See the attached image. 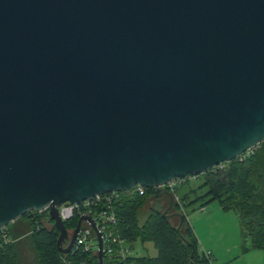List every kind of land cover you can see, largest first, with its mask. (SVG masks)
<instances>
[{
	"label": "water",
	"instance_id": "95a60500",
	"mask_svg": "<svg viewBox=\"0 0 264 264\" xmlns=\"http://www.w3.org/2000/svg\"><path fill=\"white\" fill-rule=\"evenodd\" d=\"M264 141V0H0V228Z\"/></svg>",
	"mask_w": 264,
	"mask_h": 264
},
{
	"label": "trees",
	"instance_id": "16d2710c",
	"mask_svg": "<svg viewBox=\"0 0 264 264\" xmlns=\"http://www.w3.org/2000/svg\"><path fill=\"white\" fill-rule=\"evenodd\" d=\"M197 179H200L198 184H193L184 193H177L179 187L175 190L179 203L171 193V206L168 200L157 199L141 222L138 218L140 210L155 198L154 189L147 188L143 195L131 191L119 193L116 213L121 235L132 247L133 242L139 240L152 243L156 249L153 256H132L129 260L134 264H208L182 210L197 202L203 207L205 202L212 200H217L222 209L237 214L241 234L249 238V244H243V250H264V141L244 157L223 163L222 168L212 167L190 177L184 184ZM77 221L78 216H74L64 222L70 236ZM46 222L48 214L44 210L28 211L7 224L3 230L13 241L4 243L0 233V264H21L20 248L24 244L33 251L36 264H64L56 245L58 230ZM76 261L74 258L73 262Z\"/></svg>",
	"mask_w": 264,
	"mask_h": 264
},
{
	"label": "built area",
	"instance_id": "2783aa9c",
	"mask_svg": "<svg viewBox=\"0 0 264 264\" xmlns=\"http://www.w3.org/2000/svg\"><path fill=\"white\" fill-rule=\"evenodd\" d=\"M253 148L254 147L250 148L239 157H244V155L251 153ZM214 167L222 168L223 163ZM194 176L196 175L174 178L161 187L165 191L171 193L176 202L179 203L175 190L184 184L187 179ZM146 189V187L136 184L128 191L97 193L82 201L74 203L66 201L57 207L58 216L63 222L70 220L74 216H78V219L81 216H88L91 218L101 237L102 264H134L133 261L129 260L133 256V248L127 239L121 235L118 228L116 202L120 198V192L131 191L143 195ZM49 221L48 217V222L46 223L48 225H53V222ZM80 227L70 250L67 253H62L61 259L63 263L74 264L75 262H73V259L77 258L75 264H99L98 240L91 222L87 219H82ZM3 228L4 227L0 228L2 241L4 243L12 242L13 239L5 233ZM74 228L71 229V234ZM203 253L208 260V264H212L214 261L213 255L205 251H203Z\"/></svg>",
	"mask_w": 264,
	"mask_h": 264
},
{
	"label": "crops",
	"instance_id": "0c3cea01",
	"mask_svg": "<svg viewBox=\"0 0 264 264\" xmlns=\"http://www.w3.org/2000/svg\"><path fill=\"white\" fill-rule=\"evenodd\" d=\"M221 210H223L221 206L212 205L210 209L203 206L199 209V213L194 220L191 221L190 217L186 216V220L196 236L198 245L200 244L202 247V249L199 248V251L211 253L215 261H213L212 264H264V250L254 248L243 250L242 247L241 249L239 248V242H237V240L236 242H231L232 245H230V243L224 239L225 233L223 228H218L215 225L218 223L215 216L217 214H223L222 212L224 210ZM238 223L234 221L235 227L230 230L234 238H239ZM202 224L208 225L209 227L207 238H202L200 233L201 229L199 227Z\"/></svg>",
	"mask_w": 264,
	"mask_h": 264
},
{
	"label": "rangeland",
	"instance_id": "374dc122",
	"mask_svg": "<svg viewBox=\"0 0 264 264\" xmlns=\"http://www.w3.org/2000/svg\"><path fill=\"white\" fill-rule=\"evenodd\" d=\"M200 179L194 180L193 182L189 181L183 185H181L176 191L177 193L180 195L182 193H184L186 190H188L189 187H191L193 184H198ZM198 194L202 192V189L199 191H197ZM176 193V195L178 196V194ZM192 197V195H191ZM151 203V204H150ZM154 204V202H149L144 204V206L142 207V209L140 210L139 213V222L143 221L146 217V215L149 213V208L150 206H152ZM212 205H216V206H220L219 203L217 202V200H212L209 202H205V205L207 209H210V207ZM201 207L199 206V203L197 202L196 204H194L191 207L188 208H184L182 211L185 213L186 216L190 217V220H194V218L196 217V215H198L199 213V209ZM224 210V209H223ZM221 210V211H223ZM208 211V210H207ZM220 211V210H219ZM219 213V212H217ZM223 214H217L215 217L217 218L216 221H218L216 225V227H221L223 228V231L225 233L224 239L230 243V245H232L231 242L237 240V242H239V248L241 249V247L244 245H248L249 244V238L247 237H243L240 230V225L238 223V217L237 214L233 211V210H224L222 212ZM234 221H236L238 230H239V238H234L231 235L230 230L234 229L235 224ZM201 229V235L202 238H207L206 236L209 234V227L208 225H201L199 227ZM236 229V228H235ZM133 256H142V255H149V256H153L156 254V249L154 248V246L152 245V243L150 242H145L142 243L139 240H136L133 242ZM199 248L202 249V247L199 244ZM20 257H21V264H36L35 262V257H34V253L31 250V248H29V246L27 244H24L21 248H20ZM215 262V261H214Z\"/></svg>",
	"mask_w": 264,
	"mask_h": 264
},
{
	"label": "flooded vegetation",
	"instance_id": "af4514ba",
	"mask_svg": "<svg viewBox=\"0 0 264 264\" xmlns=\"http://www.w3.org/2000/svg\"><path fill=\"white\" fill-rule=\"evenodd\" d=\"M153 195H155V192H154ZM158 196L159 197H156V195H155V198H153L152 202H155L157 199H161L162 201L168 200L169 201V206L172 205V203L170 201V198L168 197L167 193L163 192V193H161ZM68 236H69V238L63 242V247H65L68 244V242H69L70 235L68 234Z\"/></svg>",
	"mask_w": 264,
	"mask_h": 264
}]
</instances>
